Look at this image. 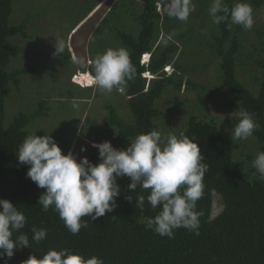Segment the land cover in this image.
<instances>
[{
  "label": "trees",
  "instance_id": "trees-1",
  "mask_svg": "<svg viewBox=\"0 0 264 264\" xmlns=\"http://www.w3.org/2000/svg\"><path fill=\"white\" fill-rule=\"evenodd\" d=\"M224 2L231 8L237 0ZM247 2L255 18L264 0ZM14 3L15 0H0V198L10 200L25 215V227L13 232V239L25 233L30 247L17 248L11 259L0 258V264L5 260L7 264H23L30 256L39 258L50 249L64 248L80 253L85 259L98 257L103 264H264V182L256 178L258 173L252 167L258 152L264 151V70L250 75L256 88L239 78L240 69L250 66V60H254L258 52H264V29L255 30L258 40L252 43L254 50L247 53L245 29L239 25L228 27L230 18L215 24L209 14L212 0H199L198 11L188 23L168 15L169 0H116L109 7L89 34L88 55L93 61L108 48L123 47L129 52L137 75L123 91L113 89L127 99L133 120L123 117L119 107L108 101L106 128L101 138L113 127L121 138L132 140L140 133L159 130L158 121L166 120L172 113L169 110L165 116V111L157 107L166 88L182 92L187 83L185 73L191 71L188 62L205 69L211 56L219 59L220 80L229 94L226 98L220 97L219 88L201 85V98H216L224 109L248 110L257 124L250 136L255 149H249L246 140L236 141L242 146L236 156L232 140L217 118L200 116L203 99H197L195 109L176 135L183 132L197 142L203 162L208 165L203 177V194L196 206V210L203 213L199 235L179 228L170 239L147 229L146 219L154 217L160 208L153 210L148 203L146 197L150 190L139 186L135 191L130 190L131 180L127 176L117 178L120 195L115 209L95 221L87 216L82 218L88 226L73 235L52 207L45 211L38 204L45 190L27 176L29 166L20 164L16 155L18 145L32 133L30 126L38 119L49 117L52 107L43 101L35 111L21 112L7 122L9 96L14 89L20 90L22 76L34 72L31 68L8 70L14 51L9 39H32L28 27L36 20V15L44 14L39 10L25 13L22 22L13 25ZM97 5L89 8L70 34L84 22L87 24ZM69 51L66 62L73 63L77 67L74 70L93 75L92 61L76 64L72 50ZM148 53L151 57L143 63V56ZM147 71L153 76H146ZM74 94L71 91L70 97ZM188 102L191 104L193 100L173 97L172 107L179 113ZM54 139L62 150L71 149L70 140ZM87 155L92 163L100 162L99 153L90 151ZM139 195L145 196L143 211L135 207ZM127 196L132 198L131 202ZM33 227L47 231L46 238L39 243L32 240Z\"/></svg>",
  "mask_w": 264,
  "mask_h": 264
},
{
  "label": "clouds",
  "instance_id": "clouds-1",
  "mask_svg": "<svg viewBox=\"0 0 264 264\" xmlns=\"http://www.w3.org/2000/svg\"><path fill=\"white\" fill-rule=\"evenodd\" d=\"M193 10L192 0H169L166 8L169 16L180 20H187ZM209 14L215 24L230 18L228 27L239 25L251 30L254 24L253 8L247 0H237L231 8L224 0H212ZM65 47V42L56 38L53 56L64 53ZM150 57L149 53L145 54L143 63ZM92 69L93 75L78 70L72 84L97 86L101 93H111L114 88L123 91L137 75L130 54L123 47L108 48L96 55ZM146 76L153 75L147 71ZM230 115L236 120L230 132L233 143L253 135L257 124L248 110L238 108ZM92 147L98 149L99 163H92L87 157L78 161L72 151L64 154L52 135L40 136L32 132L17 147L19 163L29 166L27 176L45 190L38 204L45 211L52 207L73 235L88 226L82 218L87 216L95 221L115 209L120 195L117 178L124 176L131 180L130 190L135 191L138 186L150 190L146 197L148 203L153 210L160 208L154 217L146 219L147 229L170 239L179 228L199 235L203 213L197 211L196 206L203 194V177L208 165L203 162L197 142L183 132L162 138L160 131L153 129L138 134L125 148H115L107 140L92 142ZM81 151L86 148L81 146ZM252 167L258 173L256 178L264 182V151L258 152ZM126 199L132 201L130 196ZM144 205L145 196L139 195L135 207L143 211ZM25 224L26 217L17 206L0 198V258L11 259L17 248L30 247L25 233L13 239V232H19ZM31 231L36 243L46 238V229L33 227ZM23 264H103V261L95 256L85 259L80 253L64 248L50 249L39 258L30 256Z\"/></svg>",
  "mask_w": 264,
  "mask_h": 264
},
{
  "label": "rangeland",
  "instance_id": "rangeland-1",
  "mask_svg": "<svg viewBox=\"0 0 264 264\" xmlns=\"http://www.w3.org/2000/svg\"><path fill=\"white\" fill-rule=\"evenodd\" d=\"M116 0H15L14 13L11 23L18 25L22 22L25 13H35L41 11L44 14L36 15L35 21L28 27L32 39H22L12 37L9 39V46L13 48L11 62L8 70L13 71L18 68H31L33 74L21 77V87L18 91L14 89L7 102V122L21 112L31 113L35 111L38 104L45 101L52 107L50 116L38 119L29 129L37 135H52L58 139H67L71 142V149L77 160L87 157V153L92 151L98 154V149L92 147V142L110 141L115 148H125L132 139H123L119 136L117 128L108 130L106 136L101 138L100 134L105 130V120L108 111L105 104L109 101L119 107L120 113L128 120H133V115L127 99L123 94L116 91L111 93H101L99 89L92 86V89H84L74 86L73 78L77 72V67L73 63L66 62L68 51L72 50V57L78 63L90 64L92 59L88 55L89 34L95 29L97 23L107 12L109 7ZM92 12L94 15L87 22L82 24L71 33L72 28L81 18L87 14L89 8L96 5ZM194 10L189 14L185 22H189L199 8V0H192ZM21 19V20H20ZM190 19V20H188ZM178 20V19H177ZM176 20V21H177ZM133 23V21L131 22ZM264 29V5L260 8L258 15L254 18L251 30H245L244 44L247 53L254 50L252 43L258 40L255 30ZM256 35V36H255ZM56 38L65 42L64 53L53 56ZM73 39V40H72ZM71 50L69 52H71ZM256 50V49H255ZM257 53V52H256ZM264 52H258L254 60H250V66L240 69L239 78L249 87L256 88L251 80V74L264 70ZM219 59L209 57L207 67L197 68L191 62V71L186 72L187 83L182 92H176L171 87H167L162 99L157 103V107L165 111V116L172 111L166 120H159L162 138L168 134H173L178 128L186 124L188 118L195 109L193 106L197 99H203L199 114L202 118H217L219 125L231 139V129L236 120L230 115L236 109H224L216 98H201V85L219 88V96L225 98L229 94L226 87L220 80ZM172 70V69H171ZM252 71V72H251ZM249 73V74H248ZM16 90V91H15ZM75 94L71 98L70 92ZM173 97L181 99H191L193 103H187L183 109L178 111L172 107ZM122 105V106H121ZM75 106V107H74ZM196 106V105H195ZM179 129L174 133L176 134ZM232 140V139H231ZM248 148L255 149L254 141L251 137L245 142ZM235 155L241 153L242 146L233 143ZM81 146L86 151H81ZM68 151V152H69ZM64 154L68 152L62 150ZM89 159V158H88ZM90 160V159H89ZM217 203V207H218Z\"/></svg>",
  "mask_w": 264,
  "mask_h": 264
}]
</instances>
